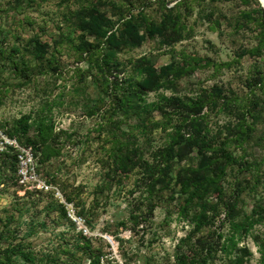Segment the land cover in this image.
<instances>
[{
    "label": "trees",
    "instance_id": "trees-1",
    "mask_svg": "<svg viewBox=\"0 0 264 264\" xmlns=\"http://www.w3.org/2000/svg\"><path fill=\"white\" fill-rule=\"evenodd\" d=\"M25 1L33 5L36 0H12L8 7L0 8V16H9L10 8L19 9ZM156 1L158 4L154 0H64L68 6L62 14L70 30H63L59 24L56 43L48 42L38 32L27 39L16 36L9 45L0 38V75L9 70L19 79L15 85L46 88L41 107L34 113L6 120L0 127L23 145L33 146L38 171L64 188L57 159L73 135L63 129L57 131L51 112L71 93L72 104L81 103L87 115L101 117L97 129L107 150V158H102L108 167L107 180L97 186L91 207L82 203L79 215L86 216L93 227L100 216L101 200L107 197L113 182L123 184L127 176L139 174L131 193L141 189L142 200L127 219L116 223L113 233L117 237L121 227L137 230L141 223L151 222L159 206L166 210V222L176 209L191 229L175 246L172 264H211L220 250L230 264H245L253 252L246 246L238 247L239 242L257 224L264 226V196L260 194L264 189V6L260 0H239L244 7L228 12L224 3L233 0ZM72 3L78 6L72 8ZM206 13L211 17V29L230 31L235 39V58L226 66L245 56L253 59L241 79L244 90L219 82L186 90L182 87L184 78L197 69L213 66L217 71L223 66L207 55L174 50L178 42L195 34ZM248 29L256 39L252 46L240 44L241 38L236 36ZM3 30L0 28V35ZM148 39L158 40L159 48H169L171 61L159 66V55L152 52L121 57ZM66 51L75 60L72 69L78 78L72 90L64 88L55 94L58 79L67 72L61 59ZM89 76L97 87L95 98L87 90ZM40 77L47 79L42 86ZM9 84L2 82V88ZM151 93L156 94L152 100ZM80 95L84 101H80ZM214 115L222 117L223 123L213 126ZM158 129L163 137L160 144L155 143ZM228 177L234 183L231 193L224 189ZM11 184L22 188L16 153L8 149L0 152V193L8 191ZM26 193L37 195L35 205L47 193L45 211L49 214L56 210L55 223L68 227L59 232L61 241L54 247V254H43L27 241L41 228L35 217L24 220L31 208L17 206L16 213L7 210L5 219L0 215V264H102L106 255L103 248L95 247L93 239L78 229L52 192ZM66 199L74 201V194H67ZM249 199L252 209L247 211ZM222 211V224L229 223L231 230L224 241L219 229L212 230ZM23 224L27 231L19 235ZM255 239L262 251L260 264H264V232ZM237 250L240 254L232 258ZM144 264L163 263L150 256Z\"/></svg>",
    "mask_w": 264,
    "mask_h": 264
},
{
    "label": "rangeland",
    "instance_id": "rangeland-1",
    "mask_svg": "<svg viewBox=\"0 0 264 264\" xmlns=\"http://www.w3.org/2000/svg\"><path fill=\"white\" fill-rule=\"evenodd\" d=\"M154 1L157 3L156 0ZM11 2L12 0H0V8L5 9ZM174 3H170V5ZM67 6L68 4L64 0H36L33 5H28V2L25 1L19 9L10 8L9 16H6V14H4V17L0 16V28L4 29L0 38L5 45H9L17 40L16 36L27 39L38 32L48 42L56 43V35L60 30L59 24L62 25L63 30H70L62 14ZM77 6L75 3L71 4L72 8ZM243 7L239 0L224 3V8L228 12H238ZM0 13L2 12L0 11ZM194 18L192 21H194ZM210 20L209 13H206L204 23L197 25L195 34L178 42L174 50L180 53L207 55L216 62L223 63V66L217 71H215L213 66L197 69L190 77L184 78L182 87L186 90L187 88H197L199 85L211 86L219 82L226 85L232 84L234 88L244 90L241 79L247 74L253 59L245 56L233 65L226 66V62L235 58V50H237V45L234 44L235 39L231 36L230 31L211 29L209 27ZM5 36L9 37L6 38ZM236 36L241 38L240 44L243 42L252 46L256 43L252 29L242 30ZM168 50L169 48L166 47L159 48L158 40L148 39L141 47L127 52L121 57L140 56L152 52L159 55L157 65L160 66L171 61L172 53ZM61 59L67 72L58 79L55 94H58L64 88L66 91L72 90L78 78L76 72L72 69L75 66V60L69 55L68 51L63 53ZM81 66L86 67V63L82 62ZM46 80L40 77L38 78V83L42 86ZM18 81L19 79L11 75L9 70L0 75V123L14 117H20L24 113L32 114L41 107L46 88L38 90L37 87H40L39 85H32L31 87L15 85ZM2 82L10 84L2 88ZM86 83L88 84V92L92 98H95L97 96V87L92 82L91 76H89ZM3 91L5 94L1 93ZM168 93L170 94L169 91ZM51 96L54 95L51 94ZM155 97V93H151L149 96L150 100ZM72 99L74 97L71 93L66 94L64 104L53 106L51 114L56 122L57 131L63 129L73 135V140L66 143L63 154L57 159L59 161L57 172L65 187L62 188L58 183L57 186L65 197L69 193L74 194V201L69 202L73 203L79 215L78 211L82 203H85L87 207L92 206L97 195V186L106 179L105 172L108 167L102 158H107V150L104 148L105 144L97 129L101 117L87 115L82 104H72ZM83 99L84 97L80 95V101ZM223 121L222 117H217L216 115L212 118L213 126H216L217 122L221 124ZM155 135V143L160 144L163 141L161 131L159 129L156 130ZM54 162L53 160L51 164ZM261 172L263 173L262 189L264 187V161ZM138 176L139 174L127 176L124 178L123 184H119L117 181L113 182L112 189L107 193V197L101 200L98 210L100 216L94 220L93 227L86 221L89 237L93 239L94 246L97 248L102 247L106 254L102 264H144V260L150 256H154L155 259L163 264H172L175 261V246L191 229V225L187 220L178 217L176 209L172 214V219L166 222V210L159 206L155 209L151 222L141 223L137 230L123 229L121 227L122 229L117 237L113 233L117 227L116 223L122 219H127L131 209L142 200L140 199L141 189H136L131 193V189H135V182ZM230 177L224 182V189L228 193H231L234 187V183H230ZM260 194L264 196V189H262ZM36 196L23 193L22 188L18 189L17 186L11 184L8 191L0 193V215L5 219L7 210L16 213L17 206L30 207L31 210L24 214V220L28 221L35 217L41 223V228L38 232L30 235L27 241L31 242L41 253L51 255L54 254V247L61 241L58 235L59 232L66 230L68 225H57L55 223L58 215L56 210L49 214L45 211L44 206L49 201L47 193L41 195L42 200L35 205ZM245 207L247 211L252 209L250 199ZM89 215L91 218V213ZM224 219L225 212L222 211L216 220V224L212 226V230L219 229L225 235L222 241L231 234L230 224H222ZM110 222H113V224L108 226ZM106 225L109 228L108 231L105 230ZM25 231H27V226L23 224L19 235H22ZM262 232H264V226L257 224L249 235L240 240L238 247L246 246L253 252L251 256L247 257L245 264L261 263L262 251L255 236ZM68 235L70 237V233ZM217 254L218 257L211 261V264H230L229 257L224 252L220 250ZM239 254L240 251L237 250L231 257L233 258ZM107 256L111 260L107 261Z\"/></svg>",
    "mask_w": 264,
    "mask_h": 264
},
{
    "label": "built area",
    "instance_id": "built-area-1",
    "mask_svg": "<svg viewBox=\"0 0 264 264\" xmlns=\"http://www.w3.org/2000/svg\"><path fill=\"white\" fill-rule=\"evenodd\" d=\"M13 149L17 156V175L19 183L22 185L23 193L27 190H40L43 192H52L57 199L65 205L68 216L76 222L79 229L87 236L86 219L77 214L73 203L69 202L62 194L58 186L48 181L37 168V156L33 146L23 145L16 136L9 135L0 127V152Z\"/></svg>",
    "mask_w": 264,
    "mask_h": 264
},
{
    "label": "water",
    "instance_id": "water-1",
    "mask_svg": "<svg viewBox=\"0 0 264 264\" xmlns=\"http://www.w3.org/2000/svg\"><path fill=\"white\" fill-rule=\"evenodd\" d=\"M261 2H262V5L264 6V2H263V0H260Z\"/></svg>",
    "mask_w": 264,
    "mask_h": 264
},
{
    "label": "bare ground",
    "instance_id": "bare-ground-1",
    "mask_svg": "<svg viewBox=\"0 0 264 264\" xmlns=\"http://www.w3.org/2000/svg\"><path fill=\"white\" fill-rule=\"evenodd\" d=\"M263 2H264V0H263Z\"/></svg>",
    "mask_w": 264,
    "mask_h": 264
}]
</instances>
